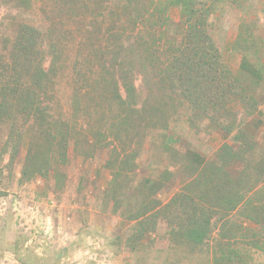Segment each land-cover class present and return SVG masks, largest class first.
Here are the masks:
<instances>
[{"label":"trees","instance_id":"obj_1","mask_svg":"<svg viewBox=\"0 0 264 264\" xmlns=\"http://www.w3.org/2000/svg\"><path fill=\"white\" fill-rule=\"evenodd\" d=\"M228 1L249 13L247 0H0L37 17L0 27L1 155L14 164L25 150L20 182L61 189L71 151H101L114 211L135 205L123 215L135 223L130 241L163 223L180 247L210 246L213 264H264V21L241 18L234 72L219 40ZM182 112L191 129L221 137L211 158L181 146ZM158 133L175 162L137 180L143 143Z\"/></svg>","mask_w":264,"mask_h":264},{"label":"rangeland","instance_id":"obj_2","mask_svg":"<svg viewBox=\"0 0 264 264\" xmlns=\"http://www.w3.org/2000/svg\"><path fill=\"white\" fill-rule=\"evenodd\" d=\"M244 13L228 1L220 16L219 40L224 61L236 72L239 57L231 51L237 26L247 20L264 21V0H247ZM177 11L173 15H177ZM246 14V15H245ZM249 14V15H248ZM34 14L17 12L0 6V27L4 31L18 20H36ZM264 37V31L262 34ZM69 90L64 81L58 86L59 105L68 106ZM264 111V108H263ZM182 112L174 119L173 130L180 136L181 146L189 145L206 158H211L222 144L217 134L193 130ZM260 137L264 140V127ZM2 131H0L1 142ZM161 135H149L143 143L137 180L158 175L166 165L174 163L173 155L162 151ZM0 143V264H213L210 246L192 252L176 245L165 235L161 223L153 235L140 243L133 238L135 223L127 220L135 205L127 200L116 213L105 189L110 173L105 169V154L85 160L71 151L67 175L61 189L53 180L36 179L20 182L23 150L20 158L9 163V155H1ZM179 148V145L177 149ZM180 184L160 196L167 203ZM132 211V212H133ZM255 255L253 264H262Z\"/></svg>","mask_w":264,"mask_h":264}]
</instances>
